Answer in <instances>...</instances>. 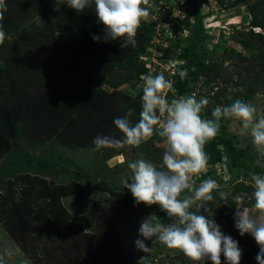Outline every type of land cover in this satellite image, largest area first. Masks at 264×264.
Instances as JSON below:
<instances>
[{
    "label": "trees",
    "instance_id": "trees-1",
    "mask_svg": "<svg viewBox=\"0 0 264 264\" xmlns=\"http://www.w3.org/2000/svg\"><path fill=\"white\" fill-rule=\"evenodd\" d=\"M165 1L154 0L156 7L150 9L149 15L154 20L142 21L136 46L122 48L123 38L105 40L106 26L99 22L94 4L78 13L67 6V0H5L8 11L3 24L7 38L0 45V219L22 247H27L24 236H42L47 241L44 247L52 249L49 256L79 253L83 242L90 240L77 230L75 216L63 202L69 198L82 200L94 195L93 200L102 202L93 204L91 214L79 219L90 221V225L101 209L99 204L108 201L113 202V210L119 215L142 212L156 215L162 223L171 222L159 205H137L129 189L115 185L114 177L120 170L128 172L123 179L132 172L128 164L120 168L119 164L109 167L105 162L125 153L126 147L97 151L93 144L97 135L121 138L114 124L118 113L124 117L132 109L129 119L138 122L142 90L118 104L108 89L116 91L123 85L136 88L149 73L147 64L153 65L151 58L170 72L167 79L174 81L177 98L195 94L198 99L201 82L207 91L203 97L209 100L201 113L205 119H214L212 111L217 106H229L236 99L250 103L257 93L264 94V0H229L227 4L226 0H215L228 10L243 7L249 18V29L237 31L233 37L237 46L253 51V63L238 69L236 62H231V72H227L225 62L233 58L240 62L251 60L234 46L225 48L220 60H211L216 45L208 44L214 35L207 30L206 15L200 9L207 0H184L179 9L190 10L182 19L172 17L173 9H166ZM37 18L38 24L34 22ZM157 19L161 24H171L173 33L185 31L184 41L168 38L164 33L168 28L157 27ZM252 28H260L262 33ZM94 35L100 37L99 41L93 39ZM176 67L186 69L187 77L174 75ZM226 120L221 119L217 136L205 145L210 157L207 171L195 181L198 185L211 177L219 190H228L229 205L217 196L215 222L224 235L238 241L242 250L240 264H258L256 241L248 233L241 236L235 227L236 202L232 198L241 195L248 200L242 207L251 206L253 185L239 178H249L253 183L251 174L263 175L264 166L252 162L247 151L234 144L223 128ZM163 140L154 135L139 149L134 148L138 157L133 156L130 162L143 158L163 167L164 151L153 143ZM80 151L89 154L80 160ZM217 169H223L227 178L219 176ZM110 239L100 236L93 241L95 255H81L65 264H132L133 256L122 247L121 240ZM46 256L42 252L43 259L38 264H47ZM54 258L53 264H61ZM207 261L205 264H213ZM181 264L187 262L182 260ZM221 264H227L223 253Z\"/></svg>",
    "mask_w": 264,
    "mask_h": 264
},
{
    "label": "clouds",
    "instance_id": "clouds-1",
    "mask_svg": "<svg viewBox=\"0 0 264 264\" xmlns=\"http://www.w3.org/2000/svg\"><path fill=\"white\" fill-rule=\"evenodd\" d=\"M93 4L99 22L106 26L105 40L123 38L122 48L136 46L138 28L142 21L148 19L150 9L156 7L154 0H67V6L78 13ZM7 11L5 0H0V45H4L7 38L3 24ZM252 30L262 33L260 28ZM93 39L99 41L100 37L94 35ZM177 63L183 65L184 62ZM173 74L184 79L188 72L176 67ZM142 79V110L138 122L133 123L129 119L132 116V109H129L126 116L114 120L121 138L97 135L93 141L97 151L126 146L139 149L154 135L166 142L163 167L158 168L143 158L137 159L128 163L132 175L123 180L124 188L130 190L137 205H159L171 221L162 223L154 214L144 217L139 229L143 239L135 241L137 249L149 254L151 248L144 240L155 238L167 248L179 250L194 264H205L206 260L221 264V253L227 264H240L242 250L238 241L224 235L213 219L199 214L203 209L209 217L214 216L212 207L208 205L213 206L217 196L220 202L227 204L228 194L219 190L217 181L211 177L201 180L198 185L195 178L207 171L210 157L205 145L217 136L221 119L240 121L243 129L250 130L256 151L264 154V114H258L253 104L236 99L229 106L215 107L212 111L214 119H205L201 113L209 104L207 98L197 99L195 94L177 98L174 81L163 73L155 76L149 73ZM169 93H172V98H169ZM221 171L217 169L218 174ZM251 181L254 188L252 209L236 205L235 227L241 236L248 233L254 238L259 246L256 260L258 264H264V175L253 173ZM6 255L10 256L11 252L0 255V264H6ZM138 264H149V257H141Z\"/></svg>",
    "mask_w": 264,
    "mask_h": 264
},
{
    "label": "rangeland",
    "instance_id": "rangeland-1",
    "mask_svg": "<svg viewBox=\"0 0 264 264\" xmlns=\"http://www.w3.org/2000/svg\"><path fill=\"white\" fill-rule=\"evenodd\" d=\"M229 2V0H226V4ZM166 7L170 5V7H175V4L179 5L178 7H181L180 1L178 0H166ZM200 9L202 12L206 15L205 17V24L207 27V30L210 31L211 35L213 36L212 42L208 44L209 47L216 45V48L214 49L211 60L218 61L220 60V57L223 55V50L229 49V47L234 46L243 56H246L247 58H250L251 62L249 61H239V59H232V61H228L224 63V67L227 69V72H231L232 70V63L237 64V68L242 69L245 66H251L249 63H253L254 53L253 51H245L244 49L240 48L236 45L234 40L235 32L237 31H243L248 30V22L249 18L247 16V13L244 12L245 10L242 8H232V9H225L223 6H219V4L216 3L215 0H207V3H201ZM176 10V8H175ZM190 8L188 7L185 11H189ZM184 13V11H181ZM152 18L148 17L146 21L151 20ZM154 20V19H152ZM36 24L39 23L38 18L34 21ZM157 27L159 28H166V24L159 23L158 19L155 20ZM166 31L164 32L165 35L168 36V38H171L174 40V42H182L184 41V37L186 36V32L183 31V33L180 32H172L170 27H167ZM112 45V42L110 43ZM213 50V49H212ZM222 58V57H221ZM151 62H153V65L150 66L147 64V67H150L149 73H151L153 76L163 73L165 77H170V72L164 66L163 64L159 63L157 59L151 58ZM257 70V69H256ZM255 70V71H256ZM148 73V74H149ZM241 73H244L243 70ZM146 76V75H145ZM250 76V75H249ZM144 77V76H143ZM245 78H247V75H245ZM200 88L198 89L199 92V98L207 95V91L202 88L201 82L199 83ZM144 86V80L141 79L140 83L136 86V88L132 89L128 85L121 86L118 90L113 91L111 89L109 90V93H113L116 103L120 104L122 102L127 101L130 98H133L138 94ZM253 104L258 114H264V94L262 92L257 93L253 100L250 102ZM93 105L90 104L89 108L91 109ZM111 115V114H110ZM118 118H123L120 113L116 115ZM223 128L226 132V134L232 139L234 144L243 150L247 151V157L252 162L257 163V161H260L259 167H263L261 165H264V154L259 153L256 151V147L252 143V137L250 135V130H245L242 128L241 122L229 118L225 121ZM154 146L161 148L163 151L166 150V142L165 140L158 142L154 141ZM126 152L114 156V158H111L110 160L106 161V166L114 167L119 163V167L123 168L126 167L128 162H130L135 156L138 157V151L134 148H129L126 146L125 148ZM88 152L80 151L78 156H80V160L83 157L88 156ZM262 160V161H261ZM258 164V163H257ZM122 166V167H121ZM119 168V169H120ZM223 170V169H222ZM128 172H123L120 170V172L114 177L116 179L115 185L117 187H123V178ZM219 176L227 178L226 173L224 171H221ZM264 175V174H263ZM250 177V176H249ZM114 179V180H115ZM249 179V178H248ZM246 180L245 177L241 176L239 178V181H244L246 184L253 185L249 180ZM222 191L227 193V189H223ZM108 196V195H106ZM96 198V196L92 195L91 198H83L82 200H78L76 198H69L64 199L65 206L69 209V211L75 216V222L78 226L77 230H80L82 232V236H87V240H90L89 242H83L82 246H80L81 250L76 255V253H64L59 252L58 254H52L50 249H46L44 245H46L44 241L45 239L41 237H25V243L27 244V247H22L20 244H18V241L15 240V237H13L7 227L4 225L3 221L0 219V255H3L6 251H10V256H5L6 264H38L39 261H41L42 252L46 253V258L44 261H46L47 264H53L52 257H55L58 262L61 264H65L67 261H74V259L79 258L81 255H85L86 258L91 255H95L97 253L96 249V242L97 238L100 236L102 237H109L110 240H121L122 247L125 248L128 254H130L134 262H131L132 264H138L141 257H149V264H181V261L187 262V264H194L193 261H191L186 256H181V253L177 249H169L165 245L159 242V240L153 238V240H144V243L151 248V252L145 253L143 251H140L137 249L135 241L137 239H143L139 235V229L141 226V222L144 217L149 216L148 214H142V212H137L135 214H131L130 212H125L123 215H119L117 212L113 210V202H103V204H99L101 209L99 210L98 214L96 216H93L92 219H94V224L90 221H81L79 219L84 218L86 215L91 214V206L93 204L102 203L99 202L98 199L93 200ZM236 205L239 204L240 206H244L248 202V200L244 199L241 195H237L234 198ZM254 199V198H253ZM94 201V202H93ZM219 201L216 200L214 203V207L211 205L212 210L214 213L215 206ZM223 202V201H221ZM227 203V202H226ZM254 203V202H253ZM223 204H225L223 202ZM228 204V203H227ZM229 205V204H228ZM253 205V204H252ZM252 205L249 206V209H252ZM87 210L86 212L84 210ZM195 210V209H193ZM201 215H204L206 218L213 219L215 221V215L212 217L208 216V213L201 212ZM225 214H228V211L225 212ZM216 223V222H215ZM100 224H103L104 226H99ZM93 227V228H92ZM92 228V229H91ZM76 230V231H77ZM87 233V235H86ZM119 240V241H120ZM61 245V244H60ZM62 246V245H61ZM112 247H115V244H112ZM99 248V247H98ZM120 251V249H118ZM91 254V255H89ZM207 262L211 263L210 260Z\"/></svg>",
    "mask_w": 264,
    "mask_h": 264
},
{
    "label": "built area",
    "instance_id": "built-area-1",
    "mask_svg": "<svg viewBox=\"0 0 264 264\" xmlns=\"http://www.w3.org/2000/svg\"><path fill=\"white\" fill-rule=\"evenodd\" d=\"M180 1V3H181V5H184V0H178V2ZM180 5V6H181ZM179 5H177V4H175V7H170V5L168 6V7H170V8H172L173 9V15H172V17L174 18V17H180V18H182L183 17V12H181L182 10H180L179 8L180 7H178ZM168 7H166V9L168 8ZM175 8H176V10H175ZM166 9H164L163 8V10H162V14H164L165 12H166ZM168 25H170V24H168ZM168 25H166V26H168Z\"/></svg>",
    "mask_w": 264,
    "mask_h": 264
}]
</instances>
